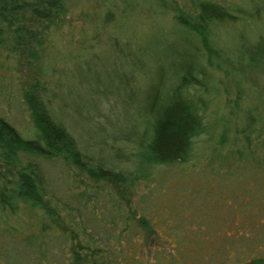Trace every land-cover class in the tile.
I'll list each match as a JSON object with an SVG mask.
<instances>
[{
  "label": "trees",
  "instance_id": "1",
  "mask_svg": "<svg viewBox=\"0 0 264 264\" xmlns=\"http://www.w3.org/2000/svg\"><path fill=\"white\" fill-rule=\"evenodd\" d=\"M70 1L79 2L0 0V54L34 72L20 86L29 127L0 114V264H264V14L263 29L249 41L239 34L231 51L215 40V28L251 26L260 8L168 0L194 59L167 76L120 78L140 109L126 132L99 140L105 155L91 153L51 103L43 48ZM101 1L106 22L117 0ZM118 1L119 12L136 2ZM41 160L68 173L62 194Z\"/></svg>",
  "mask_w": 264,
  "mask_h": 264
},
{
  "label": "rangeland",
  "instance_id": "2",
  "mask_svg": "<svg viewBox=\"0 0 264 264\" xmlns=\"http://www.w3.org/2000/svg\"><path fill=\"white\" fill-rule=\"evenodd\" d=\"M217 1L223 5L233 4L245 12L255 7L261 10V16L254 19L251 26L237 22L215 28V40L218 44L224 43L227 51L237 44L239 34L249 41L256 31L263 29L260 18H263L264 4L260 0ZM176 2L183 7L188 3L187 0ZM134 3L133 9L119 12L121 2L117 0L111 17L102 22L99 9L103 1H70L60 21L46 33L43 59L53 64L45 68L48 87L55 91L51 103L58 109L60 120L73 128L81 142L92 145L91 153L111 154L109 149H99V140L110 132H126L129 129L126 122L140 109V104L128 99L127 90L121 85L122 76L130 70L138 81L152 79L151 76L160 73L167 76L168 70H175L179 65V60L194 59L186 30L176 26L170 11L164 10L168 0H136ZM137 45L143 46L144 56L139 54ZM23 60L15 54L6 57L0 54V114L21 132L31 121L20 96V86L34 75ZM261 77L257 76L256 80L264 84V75ZM93 109H103L107 114L99 122L91 123L82 116ZM41 165L47 171L49 184L62 194L64 176L68 177V173L59 172L57 162L41 160ZM79 175L86 179L83 173ZM79 175H74L76 183Z\"/></svg>",
  "mask_w": 264,
  "mask_h": 264
}]
</instances>
